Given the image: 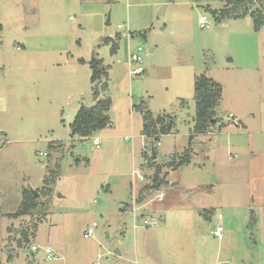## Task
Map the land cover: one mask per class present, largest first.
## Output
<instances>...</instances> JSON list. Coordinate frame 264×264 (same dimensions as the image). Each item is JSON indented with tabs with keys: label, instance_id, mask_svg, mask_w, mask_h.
<instances>
[{
	"label": "rangeland",
	"instance_id": "1",
	"mask_svg": "<svg viewBox=\"0 0 264 264\" xmlns=\"http://www.w3.org/2000/svg\"><path fill=\"white\" fill-rule=\"evenodd\" d=\"M255 5L238 16L220 14L232 7L227 0H0V138L8 135L0 143V264L144 263L136 240L142 254L143 241L157 243L149 234L159 226L135 228L127 209L133 169L150 173L142 164V103L176 117L155 160L186 149L193 157L169 171L163 202L155 192L148 198L169 227L162 237L180 239L160 244L163 264L187 255L197 225L210 245L194 241L193 264H264V22L256 28L252 15L257 8L264 15V1ZM105 37L118 41L117 52ZM139 47L146 70L130 75L129 50ZM93 56L108 66L112 122L81 138L70 124L80 104L95 103L101 82H91ZM202 73L223 85L219 115L228 125L191 140ZM25 189L36 191L39 205L14 218ZM218 225L221 240L210 232ZM205 244L213 251H202Z\"/></svg>",
	"mask_w": 264,
	"mask_h": 264
},
{
	"label": "trees",
	"instance_id": "2",
	"mask_svg": "<svg viewBox=\"0 0 264 264\" xmlns=\"http://www.w3.org/2000/svg\"><path fill=\"white\" fill-rule=\"evenodd\" d=\"M263 1L264 0H227V5H232V7L222 9L220 14H237L238 16L247 15L250 12V7L252 8L256 6V2L262 3ZM256 11V14L252 12V15H255L256 28H258V26L264 22V15L260 8H257ZM139 34L143 33L139 32ZM104 42H112L111 51L113 53L117 52L119 48L118 41H115L112 37H105ZM80 62L85 63L86 60L80 59ZM88 63L91 69V82L93 84L101 82L98 86L100 89V95L93 105L86 106L82 104L76 112L74 120L70 124L74 135H78L81 138L90 137L94 133L108 127L112 122L110 110L113 101L111 96L108 95V66L104 64L103 59L97 58L96 56H93ZM104 78L105 80L103 81ZM222 98L223 85L220 82L206 73L197 76L194 94L196 108V114L194 116L195 125L192 134L190 135L191 140L198 134L205 133L217 125L219 129L225 126L222 122L223 120H221V117L219 116V106ZM137 108L141 111L143 118L142 135L146 137L142 154L144 158L149 159L146 168L150 170L148 181L143 184L140 193V200L145 201L149 198L152 192L167 186V176L169 174V171H167L168 168L177 169L181 166L190 164L192 161V153L190 149H186L182 154L175 153L170 155L168 159L161 164L152 159L153 152L156 154V158L158 156V145L162 137L172 132L176 117L175 115L166 112L155 115L148 106L143 103L138 105ZM149 152H152V154L150 155ZM44 190L47 194L50 192V189L47 187H45ZM145 192L147 193V196L144 195ZM38 205L39 203L35 197V193L25 189L20 208L16 213L11 214L10 216L18 218L30 215ZM128 208L129 206L127 205V209ZM22 233L25 236V242H29L28 234L24 229H22ZM22 245L23 243L19 241V246L21 247Z\"/></svg>",
	"mask_w": 264,
	"mask_h": 264
},
{
	"label": "built area",
	"instance_id": "3",
	"mask_svg": "<svg viewBox=\"0 0 264 264\" xmlns=\"http://www.w3.org/2000/svg\"><path fill=\"white\" fill-rule=\"evenodd\" d=\"M199 24L202 28L206 27L209 24V18L206 14H203L199 17ZM119 28H124L122 25H118ZM143 50L142 47H139L138 50L136 51H131L129 50V73L130 75H142L145 73L146 67H145V61H144V57L141 53V51ZM230 119L234 118L235 115L233 113H230L229 115ZM238 120L236 119V124H238ZM145 137V136H144ZM7 139L5 138H0V143H6ZM95 143L97 144V146H100L101 141L99 137L95 138ZM149 154L151 155L152 152H149ZM149 163V159L148 158H144L143 161V166L147 167V164ZM148 174L144 171H142L139 168H134L132 171V176H133V180H132V189H133V198H132V203H129V210L132 213V217H133V221H134V227L136 228L138 226V222L140 223V225H142L143 227L146 228H151L154 226H159L161 223V218L157 215L154 214H148L145 210H146V205L149 202V199L145 200V201H141L140 200V193L142 191V186L145 182L148 181ZM141 182L142 185L139 187V189L136 188V183L137 182ZM162 187L161 189L154 191L156 193L155 197L153 198L154 200H157L159 202L163 201L165 198V192L163 191ZM145 196H147V193H144ZM151 196V194H150ZM149 196V197H150ZM98 226V224L96 222H94L91 226H89L86 230H85V237H91L94 235L95 233V228ZM223 231L224 228L222 225H218L214 230H212V234H214L219 240H221L223 238ZM32 248L34 250H38L40 249V245L34 244L32 246ZM45 252L48 254L49 258H54L53 255V251L50 247H45ZM99 258H103L102 254H98ZM94 264H99L98 262H95Z\"/></svg>",
	"mask_w": 264,
	"mask_h": 264
},
{
	"label": "crops",
	"instance_id": "4",
	"mask_svg": "<svg viewBox=\"0 0 264 264\" xmlns=\"http://www.w3.org/2000/svg\"><path fill=\"white\" fill-rule=\"evenodd\" d=\"M151 51H153V49H151ZM79 61H80V59H79ZM223 91H224V89H223ZM95 100V99H94ZM96 101V100H95ZM80 106H81V104H80ZM79 106V107H80ZM79 109V108H78ZM230 113H233L234 115H235V117L237 118V120H239V122L241 123V121H242V117H240V116H238V114L237 113H234V112H230ZM220 116V115H219ZM223 123L225 124V126H227L228 124L227 123H225L224 121H223ZM243 124H245L244 122H243ZM111 126V124L108 126V127H110ZM224 126V127H225ZM143 128V127H142ZM174 129V128H173ZM220 130V129H219ZM248 130V129H247ZM101 131V130H100ZM172 132H173V130H172ZM171 132V133H172ZM170 133V134H171ZM4 137L6 138H8V135H6V133H4ZM143 137H144V135H143ZM146 139V137H144V140ZM160 144V143H159ZM253 152V151H252ZM255 152H253V154H254ZM193 158V157H192ZM172 168H168V170L167 171H170ZM167 179H168V176H167ZM171 182L172 181H170L169 179H168V184H171ZM174 184H175V182H174ZM169 187V186H168ZM164 200H165V198H164ZM163 200V201H164ZM162 201V202H163ZM150 202H148L147 203V205H146V211H148L147 213L148 214H154V215H157V214H155L156 213V211H155V209H150L149 207H148V204H149ZM211 213L212 214H214L215 213V209H212L211 210ZM208 213H206V215H207ZM157 216H159V215H157ZM160 217H162V216H160ZM163 218V217H162ZM161 224H163V225H161ZM160 225H159V227H158V229H155L152 233H150L149 234V236H154L155 238H157V243L154 245L153 243L151 244V243H149V242H146V241H143V243H142V250H143V253L141 254L140 253V251H139V246H138V242H137V240H136V244H135V250H136V252L138 253L137 255L140 257V259L142 258V259H144V263L145 264H163L164 263V260L162 259V257H161V255H160V244H162L163 242H165V244H174V243H177V245H178V242L180 241V239H177L175 242L174 241H169V240H167V238H165V237H162V236H165L167 233H169L168 231H170L169 230V227L165 224V219L163 218V223H161ZM198 226L199 225H197V227L196 228H193L192 229V231L189 233V237H187V239L188 238H190L189 240H191V243H189L190 241H188V243H187V245H189V247H188V250H187V255H184V257L183 258H179V260H178V263L177 264H193L192 263V260H193V256H194V254H195V248H194V246H193V244H194V241L195 240H198V242L199 241H201L202 239H204V240H206L207 241V244L208 245H210V243H209V241L206 239V238H209L208 237V235H207V233L206 232H201V233H198V231L196 230V229H198ZM157 227V226H156ZM151 230H152V228H150ZM215 228H213V229H211V234H212V230H214ZM173 230L174 231H176V230H179V229H177V228H175V227H173ZM195 231L197 232V233H195ZM135 234V233H134ZM168 235V234H167ZM213 236H215L214 234H212ZM216 237V236H215ZM134 238H135V236H134ZM217 238V237H216ZM166 239V240H165ZM218 239V238H217ZM161 242V243H160ZM201 242H203V241H201ZM207 244H205V245H203L202 246V251H206V252H208L209 251V249H211V246H209V247H207L206 245ZM152 246H156V253H152L151 254V249L153 250V248H152ZM186 247V246H185ZM183 248V245H182V247H181V249ZM205 248H206V250H205ZM212 251H213V249H211ZM119 254H121V252L119 251ZM144 257H147V259H145ZM95 263V262H94ZM93 263V264H94ZM143 263V264H144Z\"/></svg>",
	"mask_w": 264,
	"mask_h": 264
},
{
	"label": "water",
	"instance_id": "5",
	"mask_svg": "<svg viewBox=\"0 0 264 264\" xmlns=\"http://www.w3.org/2000/svg\"><path fill=\"white\" fill-rule=\"evenodd\" d=\"M110 22H109V20H108V24H109ZM99 86V84L97 85V87ZM99 95H100V89H99V87H98V89H97V94L95 95V100H97L98 99V97H99ZM152 159H156V154L153 152V156H152ZM34 193H35V197H37V193H36V191H34ZM31 252H33V251H31ZM116 252L117 253H119V251L118 250H116Z\"/></svg>",
	"mask_w": 264,
	"mask_h": 264
}]
</instances>
